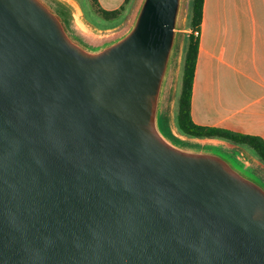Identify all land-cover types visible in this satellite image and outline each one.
<instances>
[{
	"label": "water",
	"instance_id": "95a60500",
	"mask_svg": "<svg viewBox=\"0 0 264 264\" xmlns=\"http://www.w3.org/2000/svg\"><path fill=\"white\" fill-rule=\"evenodd\" d=\"M188 5L0 0V264H264V164L177 128Z\"/></svg>",
	"mask_w": 264,
	"mask_h": 264
},
{
	"label": "crops",
	"instance_id": "0c3cea01",
	"mask_svg": "<svg viewBox=\"0 0 264 264\" xmlns=\"http://www.w3.org/2000/svg\"><path fill=\"white\" fill-rule=\"evenodd\" d=\"M126 1L99 3L116 11ZM192 117L264 140V0H205Z\"/></svg>",
	"mask_w": 264,
	"mask_h": 264
},
{
	"label": "trees",
	"instance_id": "16d2710c",
	"mask_svg": "<svg viewBox=\"0 0 264 264\" xmlns=\"http://www.w3.org/2000/svg\"><path fill=\"white\" fill-rule=\"evenodd\" d=\"M130 0L126 1L127 5ZM101 18L106 22L119 20L125 11L124 6L116 11H106L98 7L97 0H93ZM205 0H189L186 30L191 31L185 37L180 92L177 99L176 124L179 132L188 138L219 139L246 148L264 163V140L257 136L235 133L221 128L202 127L197 125L192 117V98L195 75L199 57L200 35L194 32L201 31L203 23Z\"/></svg>",
	"mask_w": 264,
	"mask_h": 264
},
{
	"label": "rangeland",
	"instance_id": "374dc122",
	"mask_svg": "<svg viewBox=\"0 0 264 264\" xmlns=\"http://www.w3.org/2000/svg\"><path fill=\"white\" fill-rule=\"evenodd\" d=\"M73 1H75L80 6L81 11L83 12L85 19L93 27H95L98 31L99 30L100 31H115L117 29L119 30L121 28H124L130 24L139 0H130V2L124 6L125 11L123 13V16L120 17L119 20L112 21V22H106L101 18V15L97 11V6L94 5L93 0H73ZM97 2H98V7L102 8L101 7L102 5H101V3H99V0H97ZM189 14H190V12L187 13V17L189 16ZM184 33H185V31H184ZM183 57H184V50L182 52L181 64L183 63ZM181 74H182V72H181V68H180L178 85H177V93L175 96V104H174V117L176 116V108H177L176 105H177V99H178L179 92H180L179 90H180ZM175 120H176V117H175ZM243 149H245L247 151V154L250 155V157H252L256 161L261 162V160H259V158H257L254 154H252L249 150H247L246 148H243Z\"/></svg>",
	"mask_w": 264,
	"mask_h": 264
},
{
	"label": "built area",
	"instance_id": "2783aa9c",
	"mask_svg": "<svg viewBox=\"0 0 264 264\" xmlns=\"http://www.w3.org/2000/svg\"><path fill=\"white\" fill-rule=\"evenodd\" d=\"M186 32H187V34H188V33H191V31H187V30H186ZM194 35H195V36H199V35H200V32H199V31H196V32H194Z\"/></svg>",
	"mask_w": 264,
	"mask_h": 264
}]
</instances>
